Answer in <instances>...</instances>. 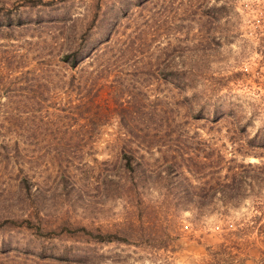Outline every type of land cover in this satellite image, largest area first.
<instances>
[{
    "label": "rangeland",
    "instance_id": "1",
    "mask_svg": "<svg viewBox=\"0 0 264 264\" xmlns=\"http://www.w3.org/2000/svg\"><path fill=\"white\" fill-rule=\"evenodd\" d=\"M262 166L264 0H0V264H264Z\"/></svg>",
    "mask_w": 264,
    "mask_h": 264
},
{
    "label": "trees",
    "instance_id": "2",
    "mask_svg": "<svg viewBox=\"0 0 264 264\" xmlns=\"http://www.w3.org/2000/svg\"><path fill=\"white\" fill-rule=\"evenodd\" d=\"M70 58V55H65L64 56V59L63 60H66V61H68V62H70L68 59ZM73 63V62H72ZM262 167H264V166H262ZM261 168V167H260ZM218 173V172H217ZM232 178H233V180H234V178H235V175H234V172H233V169H228V174L226 175V179H228V180H230L231 179V181H232ZM218 184H219V188H215V187H212V186H210V187H207V188H203L202 189V193H203V195L204 196H206V197H210V196H212L213 194H215V193H217V192H220V194H224V193H227V192H229V191H231L232 190V183H224V184H220V182H218ZM236 189V188H235ZM234 189V190H235ZM225 205H228V204H225ZM228 206H225V207H220V208H223L224 210L227 208ZM211 211H215V210H212V209H210ZM222 213V212H221ZM261 233H264V230H261L260 231Z\"/></svg>",
    "mask_w": 264,
    "mask_h": 264
}]
</instances>
